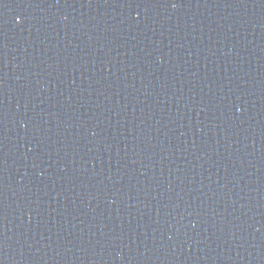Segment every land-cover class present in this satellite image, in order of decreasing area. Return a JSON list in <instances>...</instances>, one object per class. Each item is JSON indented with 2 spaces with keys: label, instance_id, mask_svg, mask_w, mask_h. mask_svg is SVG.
<instances>
[{
  "label": "water",
  "instance_id": "1",
  "mask_svg": "<svg viewBox=\"0 0 264 264\" xmlns=\"http://www.w3.org/2000/svg\"><path fill=\"white\" fill-rule=\"evenodd\" d=\"M0 264H264V0H0Z\"/></svg>",
  "mask_w": 264,
  "mask_h": 264
}]
</instances>
